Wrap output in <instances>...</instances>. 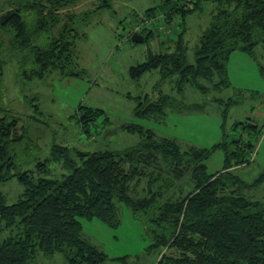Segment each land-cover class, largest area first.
I'll return each mask as SVG.
<instances>
[{
    "label": "trees",
    "instance_id": "1",
    "mask_svg": "<svg viewBox=\"0 0 264 264\" xmlns=\"http://www.w3.org/2000/svg\"><path fill=\"white\" fill-rule=\"evenodd\" d=\"M80 1L0 0V99L3 69L10 62L16 63L22 82L44 80L55 71L61 79L78 75L74 27L83 13L64 18L61 10ZM204 1L216 9L199 38L194 62L189 63L182 40L184 19L201 10ZM109 6L110 0H100L96 10ZM144 13L148 18L163 13L167 24L178 19L180 37L174 52L150 53L129 68V77L139 81L153 70L160 81L176 75L178 94L185 86L201 93L228 87L230 55L238 51L255 58L256 47L264 44V0H163ZM155 26L141 32L145 41L159 33ZM28 102L40 113L35 98ZM235 103L228 100L226 105ZM181 105L160 91L146 107L139 104L135 114L164 115ZM101 115L100 109L79 105L74 116L88 133L89 124ZM19 123L18 116L0 109V183L16 178L22 187L11 204L0 192V264H33L39 255L49 258L57 253L64 255L66 264H106L107 256L82 238L81 220L97 219L116 228L117 203L144 222L151 237L147 251L157 255V264H264V199L244 195L264 184V170L251 182L235 172L255 154L261 130L254 122L236 123L234 138L210 149H182L175 139L156 137L138 125L122 126L141 141L120 151L73 155L68 146L53 145L48 160L65 170L59 179L40 175L48 171V160L37 162L35 171L17 172L18 154L29 149L23 127L18 134ZM215 151L223 152L224 162L210 173L205 162ZM183 175L185 186H179L178 195L169 194L173 181L181 182ZM135 185L141 186L140 195L132 192ZM117 260L128 264L127 256Z\"/></svg>",
    "mask_w": 264,
    "mask_h": 264
},
{
    "label": "rangeland",
    "instance_id": "2",
    "mask_svg": "<svg viewBox=\"0 0 264 264\" xmlns=\"http://www.w3.org/2000/svg\"><path fill=\"white\" fill-rule=\"evenodd\" d=\"M161 1L110 0L109 7L94 11L100 0H84L83 20L74 27L76 76L61 79L55 71L46 74L44 80L22 82L16 63L6 64L0 109L20 118L18 134L25 129L29 144L27 152L18 154L17 172L35 171L37 162L50 158L53 145L68 146L73 155L75 151H120L137 145L141 137L123 130L124 125H138L152 130L156 137L173 138L182 149H210L224 139L234 138L233 127L239 122H254L261 134L251 161L238 167L236 174L245 182H251L264 170V44L256 47L255 58L235 52L238 55H232L228 63L229 86L211 87L207 93L185 86L177 94L175 77L160 81L159 72L155 70L144 74L139 81L129 77L130 66L142 63L150 53L166 51V46L158 45L155 38H175L176 21L172 29L168 26L165 32L147 41L130 40L120 44L118 36L135 23L137 17L144 15L146 9ZM215 7L214 3L204 1L201 10L186 18V34L182 40L188 62H194L199 37L208 27ZM160 91L174 97L184 107L181 105L173 112L167 110L164 115L137 117L138 105L146 107L147 102L158 99ZM31 98H35L40 113L28 102ZM228 100L238 102L228 106ZM79 105L103 111L95 123L89 124L88 133L81 130L74 116ZM223 162V152L215 151L205 163L211 173L222 168ZM61 167L48 160V171L40 175L59 179L65 173ZM185 180L183 175L181 182L173 181L175 186L169 194L178 195V188L185 186ZM0 192L6 203L11 204L19 198L22 187L13 178L0 183ZM132 192L140 195L141 186H133ZM244 195L252 200H263L264 184L247 189ZM116 212L119 220L116 228L97 219H82V238L107 256L106 264H120L117 258L124 256L128 257V264H157V255L147 251L151 237L144 222L135 219L123 203H117ZM33 264H66V261L62 253H57L49 258L39 255Z\"/></svg>",
    "mask_w": 264,
    "mask_h": 264
},
{
    "label": "crops",
    "instance_id": "3",
    "mask_svg": "<svg viewBox=\"0 0 264 264\" xmlns=\"http://www.w3.org/2000/svg\"><path fill=\"white\" fill-rule=\"evenodd\" d=\"M163 1V0H162ZM161 1V2H162ZM83 2H84V0H81L79 3H77L74 7H71V8H66V9H64V10H61V15H62V17H64V16H66V15H68V14H78V13H82V11H84V10H86V8H81L82 6L81 5H83ZM160 2V3H161ZM159 3V4H160ZM158 4V5H159ZM157 6V5H156ZM97 8V7H96ZM96 8L94 9V11H97L96 10ZM216 8V7H215ZM213 13H214V11H213ZM193 14V13H192ZM189 15H191V14H189ZM189 15H187L186 17H185V19H184V27H183V29H184V34H183V36H182V39H184V36H185V34H186V18L189 16ZM65 18V17H64ZM63 18V19H64ZM211 21V20H210ZM164 24H166L167 26H169L170 27V29H172L171 27H173V23H175V20L174 21H172V23H169V24H167L166 22H163ZM163 23H161V21H156L155 22V24H156V26L155 27H158V25L159 24H163ZM178 25V29H177V31H176V34H175V38L174 39H172L171 38V36H170V38L169 39H167V38H165V39H163V38H161V37H158V38H155L156 39V43L158 44V45H160V46H162V47H165L166 46V51H164V52H162V53H172V52H174L175 51V49H176V44H177V41L179 40V33L181 32V28H180V26H179V22L177 23ZM209 24H210V22H209ZM209 24H208V26H209ZM207 28V27H206ZM159 33H161L160 31H158ZM204 32V31H203ZM202 32V33H203ZM141 34V33H140ZM142 35V34H141ZM154 35H156V34H154ZM202 35V34H201ZM200 38V37H199ZM131 40V39H130ZM145 41V40H144ZM235 52H238V51H235ZM235 52H233L231 55H230V58H229V60H231V57H232V55H238V54H235ZM160 53V52H159ZM156 54V53H155ZM240 54H242V52L240 53ZM244 55V54H243ZM237 57H239V59H242L243 61H247V58H243V56H237ZM252 58V57H251ZM144 62V61H143ZM230 62V61H229ZM228 62V63H229ZM189 63H192V62H189ZM131 67V66H130ZM129 67V68H130ZM155 71H157V70H155ZM148 73V72H147ZM146 74V73H145ZM142 76H144V74L142 75ZM142 76H141V78H142ZM171 77H175V82H176V80H177V76L176 75H173V76H171ZM170 78V77H169ZM168 79V78H167ZM140 80V79H139ZM166 80V79H165ZM164 80V81H165ZM175 91H176V89H175ZM177 93V92H176ZM178 94V93H177ZM168 110H170V112H173L174 111V109H168ZM167 111V110H166ZM166 111H165V113H166ZM62 168V167H61ZM62 170V169H61ZM21 195V194H20Z\"/></svg>",
    "mask_w": 264,
    "mask_h": 264
},
{
    "label": "built area",
    "instance_id": "4",
    "mask_svg": "<svg viewBox=\"0 0 264 264\" xmlns=\"http://www.w3.org/2000/svg\"><path fill=\"white\" fill-rule=\"evenodd\" d=\"M165 16L163 13L158 14L154 18H148L145 16L139 17V19L135 23H131L130 26L119 36L120 44L126 43L130 41L131 36L135 33H141L143 30L150 29L154 27V23L156 21H161V23L165 22ZM177 23L178 19L175 20ZM158 31H166L169 29L166 24H159L158 27H155Z\"/></svg>",
    "mask_w": 264,
    "mask_h": 264
},
{
    "label": "water",
    "instance_id": "5",
    "mask_svg": "<svg viewBox=\"0 0 264 264\" xmlns=\"http://www.w3.org/2000/svg\"><path fill=\"white\" fill-rule=\"evenodd\" d=\"M131 41L134 43H141L144 41V36L140 33H135L131 36Z\"/></svg>",
    "mask_w": 264,
    "mask_h": 264
},
{
    "label": "bare ground",
    "instance_id": "6",
    "mask_svg": "<svg viewBox=\"0 0 264 264\" xmlns=\"http://www.w3.org/2000/svg\"><path fill=\"white\" fill-rule=\"evenodd\" d=\"M139 101V100H138Z\"/></svg>",
    "mask_w": 264,
    "mask_h": 264
}]
</instances>
